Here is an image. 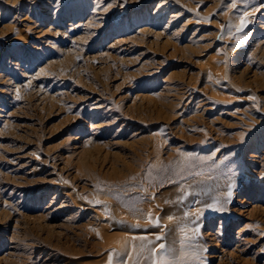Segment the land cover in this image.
<instances>
[{
    "label": "rangeland",
    "instance_id": "obj_1",
    "mask_svg": "<svg viewBox=\"0 0 264 264\" xmlns=\"http://www.w3.org/2000/svg\"><path fill=\"white\" fill-rule=\"evenodd\" d=\"M214 168L194 264H264V0H0V264H120L107 225Z\"/></svg>",
    "mask_w": 264,
    "mask_h": 264
},
{
    "label": "bare ground",
    "instance_id": "obj_2",
    "mask_svg": "<svg viewBox=\"0 0 264 264\" xmlns=\"http://www.w3.org/2000/svg\"><path fill=\"white\" fill-rule=\"evenodd\" d=\"M250 21L252 19L245 17L241 19V22L229 26L234 41L239 40H237L239 50L244 49L246 38L251 34ZM234 176L235 173L232 171L214 168L193 173L190 178H182L179 185L171 191V200L160 204L156 211L148 215L159 217L160 226V223L144 224L142 222L140 224V222H129L131 220L124 221L118 226L116 223L118 221L114 219L115 223L106 224L109 229L106 228L108 233L106 232L105 237L110 241L108 254L116 250L120 251V264H194L196 261L200 262L198 244L190 239L192 235H196L195 227L190 229V226H195L210 211L211 206L206 204L223 200L228 195L229 188H234L232 182ZM126 226L131 229L126 230ZM117 263L115 261V264Z\"/></svg>",
    "mask_w": 264,
    "mask_h": 264
},
{
    "label": "snow or ice",
    "instance_id": "obj_3",
    "mask_svg": "<svg viewBox=\"0 0 264 264\" xmlns=\"http://www.w3.org/2000/svg\"><path fill=\"white\" fill-rule=\"evenodd\" d=\"M56 2L58 3L59 0H56ZM241 139H243V137H241ZM229 196H231V193H229ZM157 239H159V237H157ZM161 247H163V245H161ZM110 260H111V258H110Z\"/></svg>",
    "mask_w": 264,
    "mask_h": 264
}]
</instances>
